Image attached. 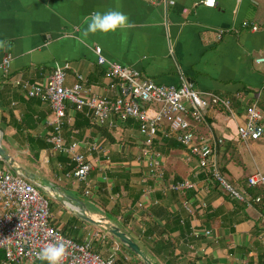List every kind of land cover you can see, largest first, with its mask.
I'll use <instances>...</instances> for the list:
<instances>
[{
  "label": "crops",
  "instance_id": "crops-1",
  "mask_svg": "<svg viewBox=\"0 0 264 264\" xmlns=\"http://www.w3.org/2000/svg\"><path fill=\"white\" fill-rule=\"evenodd\" d=\"M170 1L174 5L150 0H0V57L12 55L9 74L13 75L4 80L0 72L1 145L19 167L57 186L63 195L83 201L94 218L117 225L153 264H264V228L259 218L264 210L231 198L199 168L197 158H189L188 149L168 148L161 134L153 152L164 175L151 182L149 176L144 177L148 169L135 162L143 156L137 124L114 120V129H109L91 121L92 126L73 129L79 111L70 104L68 115L73 123L66 126L63 136L68 142L97 143L102 148L91 157L95 170L89 176L91 194L86 196L85 185L76 186L65 177V172L74 168L72 156L55 151L49 141L55 119L49 105L28 99L11 85L18 78L45 83L56 65H67L66 86H72L76 75H81L94 94L116 95L118 88L107 86L95 47L101 48L109 62L138 70L157 84L179 86L184 77L196 90L232 101L234 118L213 110L212 121L195 132L199 140H223L221 165L233 187L243 190L247 177L264 174V134L258 141L244 143L237 133L253 103L257 102L264 117V62H256L264 57V0H216L214 8L204 6L203 0ZM107 10L126 14L128 26L107 34H85L86 17ZM39 140L46 147H41ZM6 171L16 173L0 158V174ZM129 178L133 193H141L131 210L130 193L123 190L113 195L115 183ZM180 180L195 185L187 197L166 189ZM36 187L51 199V223L67 237L81 242L94 240V251L104 258L119 247L117 260L144 264L138 257L140 262L135 263L128 249L105 230L82 221L51 192ZM102 190L111 201L105 206L100 200ZM117 198L121 209L116 214ZM184 198L195 207L205 203L207 208L191 218L181 208ZM139 202L146 208L139 210ZM129 212L132 216L126 220ZM171 216L180 221L175 229L168 227L172 233L142 239L143 231L153 225L164 227ZM181 219L190 223L189 232L182 231L185 224ZM207 230L211 236H204ZM191 234L193 238H188ZM186 239H191L190 243ZM158 241H170L174 256L163 259L167 250L157 248Z\"/></svg>",
  "mask_w": 264,
  "mask_h": 264
},
{
  "label": "built area",
  "instance_id": "built-area-1",
  "mask_svg": "<svg viewBox=\"0 0 264 264\" xmlns=\"http://www.w3.org/2000/svg\"><path fill=\"white\" fill-rule=\"evenodd\" d=\"M174 5L170 0H150ZM204 6L214 8L216 0H203ZM184 10V13H187ZM98 56L97 63L105 68L107 82L117 86L116 95H96L81 75H76L75 83L66 86L69 66L56 65L45 83H31L21 78L11 83L20 89L28 99H36L49 105L55 115L51 123L54 133L50 143L54 150L72 156L74 168L65 172V177L72 180L76 186L85 185V195L89 196L93 172L91 163L94 152L102 151L97 143H86L78 140L68 142L63 132L73 119L68 115L70 104L79 112H84L94 124L99 127L114 129L117 120L124 124H137V132L142 137L141 149L143 156L136 158V165L149 170V178L154 182L162 178L160 161L154 156V142L162 134L164 138H175L178 143L186 147L199 162V168L208 174L213 182L235 201L248 206L255 205L264 210V174L256 172L246 179L243 190L234 188L221 172L218 158V148L223 140L205 141L198 139L195 129L206 123L205 113L208 108L224 111L231 118L235 111L231 100L219 95L196 90L193 83L181 78L179 86H164L147 79L141 72L133 68L109 62L102 55L99 47L94 48ZM11 54L0 57V72L3 79L9 76ZM264 62V57L256 61ZM244 124L239 125L237 133L242 142L258 141L263 137V114L257 102L250 105L244 113ZM167 190L186 196L194 190L195 185L190 181L180 180L171 182ZM166 190V191H167ZM208 189L206 188V191ZM154 192V188L151 189ZM251 191H259L252 194ZM148 196V192L142 195ZM139 210L145 209L144 202L137 204ZM182 210L196 217L203 212L207 205L195 207L186 198L182 200ZM261 212V211H260ZM260 222L264 228V213L260 214ZM181 219V224H185ZM142 234H145L143 231ZM207 230L204 236H211ZM190 235L188 238H193ZM60 241L65 246V255L60 264H116L119 247H116L110 257L104 258L94 251V240L83 242L67 237L61 229L51 223L50 200L41 194L39 189L23 177L6 171L0 174V254L3 259L0 264H42L38 253L49 243ZM190 243L191 239H186ZM185 242V240H184ZM46 263V262H45ZM255 264V263H238Z\"/></svg>",
  "mask_w": 264,
  "mask_h": 264
},
{
  "label": "trees",
  "instance_id": "trees-1",
  "mask_svg": "<svg viewBox=\"0 0 264 264\" xmlns=\"http://www.w3.org/2000/svg\"><path fill=\"white\" fill-rule=\"evenodd\" d=\"M9 76H10V74H9ZM13 76V75H12ZM12 76H10V77H12ZM234 100V105H235V107H239V105L237 104V102H236V100L235 99H233ZM213 110H216V108H214V107H212V108H208L207 109V111H206V113H205V118H206V121H212V117H211V114H212V112H213ZM79 119H82V121L81 120H79ZM80 122H82L83 124L81 125V123ZM73 127V129H82L83 127H88V126H92L91 125V120L89 119V118H87L86 116H85V113L84 112H78V115H77V119H76V121H74V123H73V125H72ZM35 140H33V142H34ZM163 143H165L166 144V146L168 147V148H183V149H187L186 147H184V146H182L180 143H178L177 141H176V139L175 138H173V137H171V138H164L163 137ZM39 144H40V146L41 147H46L45 146V144L42 142V141H40L39 140V142H38ZM154 145H156V142H154ZM223 145H224V143H223ZM222 145V146H223ZM222 146H220L219 148H218V151H217V153H218V158H219V160H220V167H221V172L225 175L226 174V171H225V168H224V165L222 166L221 165V160H222V158L221 157H223L222 156V150H221V147ZM225 146V145H224ZM162 147V146H161ZM164 147V146H163ZM158 149H160V147H158ZM127 181H125V182H121L120 183V179H119V181L118 182H116L115 183V186H114V188H113V195L115 196L116 194H118V193H121L123 190H125L127 193H130V200H131V205L129 206L130 208V210L131 209H133L134 208V205L136 204V202H137V200L139 199V197H140V195H141V193H137V194H134L133 192H135L132 188H130L129 187V181H130V178L129 179H126ZM124 184V185H123ZM123 186V189H121V187ZM102 189L103 188H105V186L103 185L102 187H101ZM101 192V196H100V200H101V204H103L104 206L107 204V203H109V202H111L110 201V196L108 195V193H105L103 190L102 191H100ZM259 193V191H256L255 192V194H258ZM177 194V193H176ZM106 195H108V197L109 198H106ZM177 195H181V194H177ZM187 195L188 194H186V197H187ZM112 196V195H111ZM182 196V195H181ZM47 199H49L50 200V206H51V199L49 198V197H47V196H45ZM112 198V197H111ZM121 200H120V198H117V199H115V213L117 214L118 212H119V210L121 209L120 207H121V204H120V207H119V205H117V203H119ZM129 210V211H130ZM152 212H154V210H152ZM120 213H121V211H120ZM131 213L129 212V215L127 216V218H126V220H129V218H131ZM108 217H109V215H108ZM75 220H77V219H75ZM177 226H180V221H179V219L178 218H175V217H173V216H171L170 217V220H169V223H167V225H164V227H159V226H154L153 225V227H151L150 229H146V232H145V234L143 235V238L142 239H144V241L147 239V241L149 240V239H151V238H153L154 236H157V237H160V238H162V236L164 235V234H170V233H172L171 231H169L168 230V227H171L172 228V230L173 229H175ZM183 230V232L185 233V232H187L188 231V229H190V223L189 222H186L185 223V225H184V227L182 228ZM189 232V231H188ZM150 242H152L151 240H150ZM159 242V244H157L156 245V247L157 248H159L161 251L162 250H167V253L165 254V256L163 257V259H167L168 257H173L174 256V248H173V244L170 242V241H167V242H165V243H163L162 241L160 242V241H158ZM152 243H154V242H152ZM155 243H157V242H155ZM123 246V245H122ZM124 247V246H123ZM168 250H170V251H168ZM128 251V253L132 256V258L134 259V262L136 263V262H140L139 261V259L134 255V254H132L129 250H127ZM2 259H3V254L1 253L0 254V262L2 261ZM133 262V263H134ZM116 264H123V261H122V259H120V260H117L116 261Z\"/></svg>",
  "mask_w": 264,
  "mask_h": 264
},
{
  "label": "water",
  "instance_id": "water-1",
  "mask_svg": "<svg viewBox=\"0 0 264 264\" xmlns=\"http://www.w3.org/2000/svg\"><path fill=\"white\" fill-rule=\"evenodd\" d=\"M0 158L8 164V166L15 171L17 175L23 177L27 181L33 183L41 189L48 190L51 192L52 197L59 203L64 204L75 216H77L82 221L102 228L107 233L112 235L118 242H120L124 247H126L132 254L138 257L144 264H153L148 256L142 251L139 245L122 231L117 225L113 224L109 220L104 218H94L86 207V204L76 198L68 195H63L57 186H54L50 182L44 179H40L38 176L31 174L19 167L16 164L14 158L2 147L0 142Z\"/></svg>",
  "mask_w": 264,
  "mask_h": 264
},
{
  "label": "clouds",
  "instance_id": "clouds-1",
  "mask_svg": "<svg viewBox=\"0 0 264 264\" xmlns=\"http://www.w3.org/2000/svg\"><path fill=\"white\" fill-rule=\"evenodd\" d=\"M87 33H110L117 29L128 26V17L119 10L95 11L86 17ZM65 255V246L62 242L56 241L47 244L38 253V259L46 262V264H60Z\"/></svg>",
  "mask_w": 264,
  "mask_h": 264
},
{
  "label": "rangeland",
  "instance_id": "rangeland-1",
  "mask_svg": "<svg viewBox=\"0 0 264 264\" xmlns=\"http://www.w3.org/2000/svg\"><path fill=\"white\" fill-rule=\"evenodd\" d=\"M257 143V142H256ZM189 153H190V156H189V158H192L193 157V154L190 152V151H188ZM247 152V151H246ZM247 155H248V153H247ZM196 158V157H195ZM147 172H149V170H145V173H144V177H146V178H148V176H149V174H147ZM227 178V177H226ZM146 180V179H145ZM148 180H151L150 178L148 179ZM147 180V181H148ZM228 180V179H227ZM151 182H153V181H151ZM228 182L231 184V182L228 180ZM142 185H143V188L145 187V185L146 184H144V183H142ZM232 185V184H231ZM233 186V185H232ZM142 187V186H141Z\"/></svg>",
  "mask_w": 264,
  "mask_h": 264
}]
</instances>
